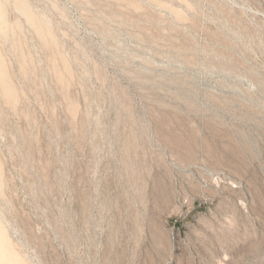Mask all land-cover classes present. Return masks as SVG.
<instances>
[{
  "label": "rangeland",
  "instance_id": "rangeland-1",
  "mask_svg": "<svg viewBox=\"0 0 264 264\" xmlns=\"http://www.w3.org/2000/svg\"><path fill=\"white\" fill-rule=\"evenodd\" d=\"M1 8L18 264H264V0Z\"/></svg>",
  "mask_w": 264,
  "mask_h": 264
},
{
  "label": "bare ground",
  "instance_id": "bare-ground-1",
  "mask_svg": "<svg viewBox=\"0 0 264 264\" xmlns=\"http://www.w3.org/2000/svg\"><path fill=\"white\" fill-rule=\"evenodd\" d=\"M2 10V11H1ZM3 9H0V24L4 20ZM5 21V20H4ZM3 25V24H2ZM1 25V26H2ZM4 26V25H3ZM6 30V29H5ZM1 59V58H0ZM3 65V63H2ZM7 84V82H6ZM14 101V100H13ZM6 234V233H5ZM8 242V241H7ZM10 245V243H9ZM12 246V245H11ZM9 247V246H8ZM10 250V249H9ZM3 232L0 230V264H18L16 258L9 252ZM14 254V253H13Z\"/></svg>",
  "mask_w": 264,
  "mask_h": 264
}]
</instances>
